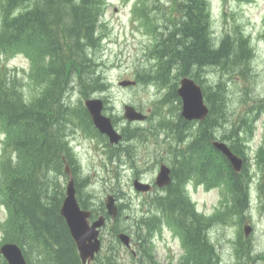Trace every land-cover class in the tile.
<instances>
[{
	"label": "trees",
	"instance_id": "1",
	"mask_svg": "<svg viewBox=\"0 0 264 264\" xmlns=\"http://www.w3.org/2000/svg\"><path fill=\"white\" fill-rule=\"evenodd\" d=\"M158 1L163 5L154 2V7L166 5V1ZM177 4L178 9L173 15L166 9L154 10L152 0H139L134 6L143 22L151 14L162 15L151 26L153 32L159 33L161 41L146 55L159 59L160 63L142 69L144 81L166 85L172 66L177 67V72H184L202 85L210 112L200 121H188L181 115L177 74L169 83L172 105L166 102L169 108L179 109L177 115L161 116L155 131L124 128V140L134 132L137 136L151 134L156 138L165 132L168 144L172 146L169 148L172 181L155 195L148 211L134 222L137 246L144 258H138L136 264L153 263L152 237L157 228L163 227L162 221L181 236L184 253L178 264H223L222 253L209 234L211 223L221 215L210 218L197 211L186 182L195 179L205 187H223L227 199L229 195L232 198L226 212L230 210L232 215L243 218L252 205V171L243 147L245 138L254 132L252 123L256 117L242 114L237 126L228 130L226 124L230 114L224 110L228 94L226 85L218 81L210 89L199 75L201 71L205 76L204 71L211 65L222 67L221 72L227 66L236 67V64L250 66L253 52L243 31L234 37L223 36L222 46L211 48L209 0H169L171 7ZM103 5L104 0H0V127L6 134L0 158V181L10 210L7 241L22 248L29 264H36L32 253L44 264H83L61 213L65 187L60 179L62 176L68 178L67 164L82 207L92 209L94 217L107 214L104 202L94 203L91 192L86 191L88 179L80 178L79 165L67 140L77 129L99 136L84 101L79 98L72 103L71 90L75 84L99 90L105 86V76L98 61L88 53V48L97 47L101 41L98 30ZM166 21L170 24L166 25ZM204 34H208L205 39ZM230 45L241 51H233L232 61L226 63L223 52ZM19 53L30 61L29 82L32 84H28L29 92L3 61ZM138 79L140 81L141 76ZM163 106L161 100L159 108ZM217 109L218 118H215ZM221 127L226 128L223 133H218ZM216 139L227 142L234 153L243 157L245 163L241 171L237 172L229 159L213 145ZM257 159V171L264 179V153L258 152ZM259 187L264 192L263 183ZM121 209L120 205L117 226ZM124 230V227L112 229L118 244V234ZM234 241L238 264L258 263L264 257V253L255 254L253 247L244 243L242 235ZM114 249H103L104 255L96 256V264H123L118 263ZM2 261L8 264L4 258Z\"/></svg>",
	"mask_w": 264,
	"mask_h": 264
},
{
	"label": "rangeland",
	"instance_id": "2",
	"mask_svg": "<svg viewBox=\"0 0 264 264\" xmlns=\"http://www.w3.org/2000/svg\"><path fill=\"white\" fill-rule=\"evenodd\" d=\"M164 1H166L164 7H154V2L158 5L163 4L158 0H152V8L158 11L166 9L170 15L176 14L175 9H178V4L171 7L169 0ZM138 3L139 0H104L103 12L100 16L102 23L98 30L101 41L97 47L88 48V53H91L98 61V66L105 76L103 77L105 86L99 90L97 87H80L75 84L71 90V95L74 96V100L71 98L73 104L79 98L83 101L91 97L104 99L105 111L114 118V122L122 133H124V128L127 130L147 128L155 131L161 116L175 117L179 109L169 108L166 105V102L170 103L171 85L169 83L177 74L179 85L184 76H189L184 72H177L178 68L172 66L170 79L166 81V85L161 86L152 81H144L145 76L142 69L147 65L153 68L160 63L159 59L146 55L155 43L161 41L159 33L153 32L151 26L152 22L161 19L162 15L158 17L156 14H151L143 22L140 19L141 14L134 9ZM209 6L212 25L211 48L218 49L223 36L228 34L234 37L243 31L249 38V46L253 52L250 66L236 64V67L227 66V69L221 72L222 67L211 65L208 71H204L205 76L201 71L199 75L200 78L205 79L207 85H210V89H213L218 81L226 85L228 94H226L224 110L230 114V121L226 124L227 128L231 126L235 128L242 114L249 115V118L256 117L252 123L254 132L245 138L243 147L247 163L252 171L250 187L252 205L242 218L232 215L230 210L226 212L232 198L229 195L227 199L226 191L221 186L209 188L201 183H190L188 194L195 203L197 211L210 218L221 215L211 223L209 234L218 251L222 253V263L238 264L234 254V240L238 241L240 235L246 245L249 243L253 247L255 254L264 253V192L259 187L260 183L264 185V179L261 178L260 171H257V154L258 152L264 153V0H209ZM167 24L170 22L166 21ZM207 36L208 34H204L203 39ZM233 51L240 53L241 49L234 48L232 45L229 48L225 47L223 55L226 56V63L232 61ZM3 61L13 69L12 73L17 75V79L29 92L28 84H32L29 82V59L19 53ZM139 76H141L140 81ZM124 79H135L137 83L134 86L123 87L120 82ZM74 81L76 83L77 80ZM161 100L164 102L163 108H159ZM126 103L146 113L149 112L150 119L141 123L127 122L123 117ZM217 112L218 109L214 114L215 118H218ZM221 130L225 128L221 127L219 131ZM137 134L132 133L127 140L123 141L120 148L112 146L110 149L100 137L91 132L88 134L82 129L73 131L70 138H67L73 146L80 178L88 179L85 188L86 191L91 192L94 203L103 201L109 193H113L122 206L118 226L115 224L117 220L113 221L109 218V222L102 229L100 236L102 249L98 254L101 257L104 255L103 249L115 248L118 263L123 264H136L138 258L144 259L137 247L134 222L136 218L148 211L155 195L161 193L157 187L153 192H139L134 188L133 181L135 178L148 182L155 181L161 163H169V148L172 147L168 144L165 132L157 138L151 134L147 136H137ZM5 139L6 134L0 127V158ZM68 180L69 176L68 178L62 176L60 179L65 191ZM9 216L7 196L0 181V247L8 242L6 224ZM161 223L163 227L157 228V232L152 237L154 246L152 264H178L184 253L181 236L164 221ZM246 223L252 225V231L248 237L244 233ZM120 226L124 227V232L131 235L133 244L131 248H128L121 240L118 244L117 238L113 236L112 229L121 228ZM31 257L36 264H44L36 259L37 254L32 253ZM3 258L0 253V264H3ZM256 259L259 260V258ZM261 259L264 257L260 258V262L253 264H264ZM95 261L98 260L95 258L90 264H96Z\"/></svg>",
	"mask_w": 264,
	"mask_h": 264
},
{
	"label": "water",
	"instance_id": "3",
	"mask_svg": "<svg viewBox=\"0 0 264 264\" xmlns=\"http://www.w3.org/2000/svg\"><path fill=\"white\" fill-rule=\"evenodd\" d=\"M134 80H123L121 86L135 85ZM178 94L182 99V115L187 120H203L209 114V107L205 102L202 86L191 77H183L180 81ZM88 111L93 119L95 126L103 134H106L111 143H118L122 139L112 122V118L103 113L104 103L100 98H90L85 102ZM125 117L129 121H141L147 118V115L138 111L132 105L125 106ZM214 146L221 151L231 162L236 171H240L243 166V159L234 153L227 143L215 141ZM66 173L70 175L67 184L66 197L64 199L61 213L65 217L70 232L75 239L80 256L84 264L90 263L101 250L102 241L100 238L101 229L106 225L105 216H100L94 221H90L92 211L81 207L77 198L75 180L71 176L70 167L67 165ZM171 168L165 164L161 166L157 176V184L165 186L171 182ZM134 186L138 191H148L150 184L144 183L138 179L134 181ZM105 206L108 214L115 219L119 213V206L116 197L108 194L105 198ZM252 231V226H245V234L248 237ZM120 240L128 247L131 246V237L122 232L119 235ZM0 253L5 257L9 264H28L21 247L16 243H5L0 247Z\"/></svg>",
	"mask_w": 264,
	"mask_h": 264
},
{
	"label": "flooded vegetation",
	"instance_id": "4",
	"mask_svg": "<svg viewBox=\"0 0 264 264\" xmlns=\"http://www.w3.org/2000/svg\"><path fill=\"white\" fill-rule=\"evenodd\" d=\"M106 112V111H105ZM106 113H108V112H106ZM109 114V113H108ZM149 117H150V115H149ZM147 122V121H146ZM98 137H100V139H102V140H104L106 143H107V147H108V149H110V148H112V146H115V145H112L111 143H110V141H109V138L107 137V136H105V135H103V136H98ZM68 139H69V136H68ZM70 142V141H69ZM121 144H123V142L122 143H120L119 145L117 144L116 146L118 147V148H120L121 147ZM141 179V178H140ZM142 180V179H141ZM149 183L152 185V188H151V192H153V190L155 189V187H157L156 186V184H155V181H149ZM158 189H160L159 187H157ZM163 189V188H162Z\"/></svg>",
	"mask_w": 264,
	"mask_h": 264
},
{
	"label": "bare ground",
	"instance_id": "5",
	"mask_svg": "<svg viewBox=\"0 0 264 264\" xmlns=\"http://www.w3.org/2000/svg\"><path fill=\"white\" fill-rule=\"evenodd\" d=\"M21 127V126H20ZM226 128V127H225ZM227 129H229V127L227 128ZM220 132V131H219ZM221 132L223 133V131L221 130ZM61 135V134H60ZM52 213V212H51ZM119 213H120V209H119ZM136 225H137V223H136ZM121 232H123V231H121ZM120 232V233H121ZM130 235V234H129ZM131 236V235H130ZM138 247V246H137Z\"/></svg>",
	"mask_w": 264,
	"mask_h": 264
}]
</instances>
